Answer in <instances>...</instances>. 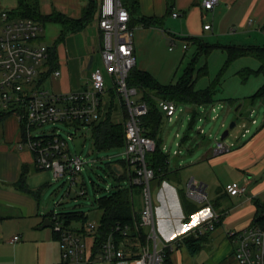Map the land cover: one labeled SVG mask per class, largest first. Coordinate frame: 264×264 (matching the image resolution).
<instances>
[{
  "label": "built area",
  "instance_id": "obj_1",
  "mask_svg": "<svg viewBox=\"0 0 264 264\" xmlns=\"http://www.w3.org/2000/svg\"><path fill=\"white\" fill-rule=\"evenodd\" d=\"M219 3L220 0H203L202 6L205 10H213ZM13 11H0V112L18 118L23 138L21 143L26 144L34 155L36 166L40 170L52 171L56 180L68 176L73 187L86 163L71 154L69 143L61 136L57 125L78 129L100 122L105 116L106 96L111 95L112 90L107 89V79L100 67L91 73L80 91L57 93L46 88L48 80H56L62 73L50 64V47L40 43L43 25L30 18L15 17ZM179 16L180 13H173L174 18ZM131 18L123 0H101L97 12L102 37L100 58L128 112L124 161L132 171L130 186L141 189L143 209L139 228L147 230L145 241L140 235L132 236L129 227L119 225L99 242L98 223L88 222L85 231L82 228L74 230L65 226L58 213L52 212L53 231L60 244L63 264H92L96 261L103 264H167L174 250V246L163 242L156 231L152 192L156 174L146 161L147 154L156 150V143L146 136L141 126L148 106L142 100L141 92L128 83L136 66ZM137 96L141 97L134 99ZM158 104L168 121L176 116L178 105L175 102L159 100ZM252 124L257 122L252 120ZM46 126L52 129L46 131ZM243 127L242 137L245 138L250 130L245 125ZM235 146L217 141L215 154L230 153ZM180 153L175 151V155ZM206 188L202 182L191 181L188 192L198 201L208 202ZM225 190L230 196H241L247 187L233 182L226 185ZM219 219L214 214L194 234L203 236L214 231ZM228 235L234 240V258L238 264H264V219ZM89 238L91 247L87 244ZM18 240V236L14 237L13 242ZM95 247L97 252L94 254Z\"/></svg>",
  "mask_w": 264,
  "mask_h": 264
},
{
  "label": "crops",
  "instance_id": "obj_2",
  "mask_svg": "<svg viewBox=\"0 0 264 264\" xmlns=\"http://www.w3.org/2000/svg\"><path fill=\"white\" fill-rule=\"evenodd\" d=\"M202 2L136 0L134 4L129 1L131 9H134L133 24L136 27L135 69L149 72L146 70L147 63L157 65V59L168 41L167 34L172 42L180 39L184 49L188 48V44L197 48V43L219 47H264V0H220L213 10H205ZM56 12L68 16L64 12ZM174 12L180 13V16L174 18ZM143 19L160 22V25L144 26ZM206 26L210 29H205ZM57 58L59 65V53ZM90 76L91 73L89 79ZM61 78L63 88L53 87V90L57 93L71 92L67 75L62 73L52 82L56 83ZM263 135L264 130L255 134L241 149L242 155L240 150L234 153L235 149L227 153L229 155H216L215 151V155H201L193 160L189 171L184 169L183 162L173 165L169 161L167 172L155 179L156 231L163 242L174 246L170 264H183L185 256L195 258L204 248H209L210 260L214 264H238L234 258L236 246L228 234L252 226L259 217L260 205L257 201L252 202L251 198L256 199L262 194L264 187L256 186L251 179L252 175L260 173L252 164L264 156ZM22 140L16 116L9 115L0 121V264H63L50 213L41 203L42 191L47 186L44 179L49 172L36 166L34 155L26 144L22 145ZM228 165L241 171L247 169L249 180L244 186L248 190L254 185L251 198L245 196L247 191L241 196H230L226 192V185L238 183L236 179L223 177L224 168ZM191 181L206 185L208 202L198 201L189 194ZM188 204L194 212L187 211ZM214 214L220 217L216 228L206 234L202 249L197 254H191L181 240L194 234ZM48 221H51V226L45 227ZM142 230L147 233V230ZM17 236L19 240L13 242ZM91 246L92 240L88 244V247Z\"/></svg>",
  "mask_w": 264,
  "mask_h": 264
},
{
  "label": "rangeland",
  "instance_id": "obj_3",
  "mask_svg": "<svg viewBox=\"0 0 264 264\" xmlns=\"http://www.w3.org/2000/svg\"><path fill=\"white\" fill-rule=\"evenodd\" d=\"M39 1L41 13L51 14L61 11L75 19L83 16V10L89 3L88 0ZM100 2L101 0H94V20L89 23L86 29L62 36L63 27L61 25L46 23L43 25L44 31L41 34L40 43L55 48L57 55L60 54V64H57L56 68L64 76H68L71 92L82 90L88 82L89 73L100 67L107 79V89L112 90V95L106 96L107 106L111 101L115 105L112 119L115 123H122L125 120L121 105L123 100L117 94L113 81L103 68L100 58L102 37L96 20ZM16 9H18V0L0 1V11ZM132 28L136 29L134 26ZM167 37V44L157 59V65H152L153 63L149 62L146 65V70H150L149 72L157 78L155 79L163 85L176 84L188 64L196 59L195 89L199 91L210 89L213 103L207 106L179 104L176 116L171 121L166 119L164 122L163 152L169 155V161L173 165L183 162L184 169L189 171L193 160H197L201 155H215L216 142L222 141L223 133L229 129L232 122L236 123V127L229 131V136L226 137L224 143L228 146L235 144L234 153H238L239 150L241 152V149L249 143L255 134L264 130V99L254 103L255 95L264 86V73L249 75V71H259L262 66L261 61L255 56H244L231 62L228 60L227 52L222 49H216L209 55L199 56L194 45L188 44V48L184 49L180 39L172 42L169 34ZM62 54L63 57H61ZM59 80V83L48 80L45 84L46 88H63L64 81L62 78ZM139 97L141 96L134 99ZM253 110L255 112L252 115ZM194 112L199 115L192 123ZM252 120H255L257 124H252ZM243 125L250 130V134L245 138L242 137L245 132ZM57 128L60 130L61 136L68 141L71 154L81 157L86 165L78 176L77 184L73 187L68 176L56 180L53 172L47 170L49 174L44 179L47 186L42 191L41 203L47 213H85L89 217V222L99 223L102 211L97 208L96 200L110 195L119 186L118 181L111 175L110 167L121 168V161L125 160V148L99 150L94 142L93 128L90 126L76 129L58 124ZM51 129V126L45 127L46 131ZM200 130H203V133ZM177 135L179 136L177 137ZM262 138L264 140V135ZM175 151L181 153L175 155ZM248 151L249 148L246 152ZM252 165L260 173L252 175L251 180L256 186L264 187V156ZM120 170L123 171L122 168ZM50 172L52 173L50 174ZM248 175L247 169L241 171L231 165L226 166L223 171V177L230 180L236 179L241 186H244L249 180ZM239 178L242 179L239 180ZM124 183L122 182L123 186H128L127 183ZM253 186L247 190L246 197L253 196L251 192ZM83 190L84 195H81ZM152 192L155 200V181L152 182ZM132 198L135 211H142L143 198L139 187L133 189ZM251 200L259 203L260 217L264 214V191L256 199L252 197ZM81 227V222L75 220L71 228L79 230ZM90 243L91 239L89 238L88 244L90 245ZM208 249L204 248L195 258L185 256L183 264H196V262L214 264L210 260ZM92 264L103 263L96 261Z\"/></svg>",
  "mask_w": 264,
  "mask_h": 264
},
{
  "label": "trees",
  "instance_id": "obj_4",
  "mask_svg": "<svg viewBox=\"0 0 264 264\" xmlns=\"http://www.w3.org/2000/svg\"><path fill=\"white\" fill-rule=\"evenodd\" d=\"M126 7L129 9L131 14V26L133 27V14L134 9H131L129 1L134 4L136 0H123ZM87 7L83 10V16L80 19H72L64 14L53 12L49 15H44L40 11L39 0H18V9L14 10L12 15L19 18H30L40 22L42 25L46 23H55L63 27V35L74 34L81 32L86 29L90 22L94 20L95 4L94 0H88ZM144 26H159L160 22H156L150 19H143ZM193 40V39H191ZM196 44L197 42L193 40ZM198 55H209L216 49H222L227 52L228 60L233 62L244 56H255L257 57L262 66L259 71H249L250 74H261L264 73V47H219L207 45L204 43H197ZM51 60L50 64L53 67L57 66V50L50 48ZM196 59H194L185 68L183 75L176 84L163 85L158 82L154 76L149 72L140 71L133 69L131 72L128 83L130 87L137 88L142 94V100L146 102L148 106V113L141 120V126L146 136L155 140L156 150L153 153L147 154L146 161L148 167L155 171L156 178L163 173H166L169 168V155L163 152V125L166 120L164 113L161 111L158 101L168 100L179 104H190V105H211L213 103V96L210 89L207 90H196V80L194 78L196 67ZM112 95V94H111ZM264 99V86L258 91L254 97V103L258 100ZM123 117L125 118L122 123H115L113 121V111L115 105L113 101L108 104L105 111L104 118L98 122L92 124L90 127L93 128L94 142L99 150H111L115 148H125L126 137H125V123L128 119V112L123 103L121 102ZM198 113L194 112L192 123L198 117ZM9 114L0 112V121L5 120ZM193 125V124H192ZM185 141V140H184ZM122 168L123 171L120 169ZM121 168H111L112 177L118 181L119 186L110 195L102 197L96 200V206L102 211V216L98 223L97 235L99 236L98 241L104 240L116 226L129 227L131 235H140L141 239L145 241V233L142 228H139L140 224V213L135 211L134 202L132 198V191L134 187L130 186V177H132V171L129 164L125 161H121ZM122 182L127 183L128 186H123ZM124 183V184H125ZM189 213L195 210L191 208L190 204L187 206ZM50 218L52 213L49 214ZM61 220L65 226L72 227L75 220H78L82 224V230L85 231V227L89 222V217L85 213H59ZM264 219L263 215L257 218L256 222H260ZM57 238L56 234L54 233ZM206 236H197L195 234L184 237L181 242L184 244L191 254H197L204 243L206 242ZM97 252V247L93 248V253ZM167 264H170L168 259Z\"/></svg>",
  "mask_w": 264,
  "mask_h": 264
},
{
  "label": "water",
  "instance_id": "obj_5",
  "mask_svg": "<svg viewBox=\"0 0 264 264\" xmlns=\"http://www.w3.org/2000/svg\"><path fill=\"white\" fill-rule=\"evenodd\" d=\"M235 127H236V123H235V122H232V123L230 124L229 129L223 133V135H222V137H221V140L224 141V140L226 139V137L229 136V131L232 130V129H234ZM44 226H45V227H46V226H49V227H50V226H51V221H48V224H47V225H44Z\"/></svg>",
  "mask_w": 264,
  "mask_h": 264
}]
</instances>
